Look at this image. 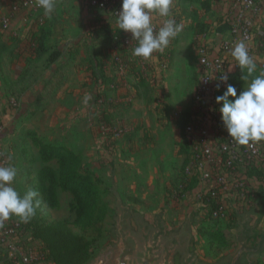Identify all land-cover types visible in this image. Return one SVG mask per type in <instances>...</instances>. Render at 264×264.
<instances>
[{
    "label": "rangeland",
    "instance_id": "rangeland-1",
    "mask_svg": "<svg viewBox=\"0 0 264 264\" xmlns=\"http://www.w3.org/2000/svg\"><path fill=\"white\" fill-rule=\"evenodd\" d=\"M53 13L63 16L51 19L57 32L82 25L84 31L98 27L111 39L115 33L124 34L86 0H56ZM76 15L81 20L75 19ZM40 17L31 19L24 30L16 23L13 33L0 29V124L7 135L3 142L7 156H13L9 163L18 172L12 186L20 195L35 190L38 196L34 204L40 202L36 214L24 222L31 241L54 264H88L116 247L119 199L131 212L133 234H138L139 221L153 231L160 217L170 234L178 233L183 222L191 219V251L199 262L221 260L235 247L237 226L227 223V211L212 217L208 210L198 208L200 196L190 194L199 183L189 171L191 149L184 139L197 83L191 26L179 33L183 41L167 83L166 99L179 106L180 112L160 113L157 107L146 114L129 110L127 114L107 115L97 107L79 114L65 113L63 108L45 113V44L34 50V55L21 51L29 48L24 44L30 39H37L45 24V16ZM5 38L14 45L4 47ZM248 82L240 83L239 94ZM135 89L140 100L144 97L149 102L157 87L153 81L141 80ZM102 119H114L115 124L126 127L124 132L115 133L121 137L112 146L105 144ZM47 148L55 149L52 158L45 159L43 150ZM261 256L253 259L258 262ZM174 263L179 264L178 255Z\"/></svg>",
    "mask_w": 264,
    "mask_h": 264
},
{
    "label": "built area",
    "instance_id": "built-area-1",
    "mask_svg": "<svg viewBox=\"0 0 264 264\" xmlns=\"http://www.w3.org/2000/svg\"><path fill=\"white\" fill-rule=\"evenodd\" d=\"M86 2L90 7L104 12L107 18L105 21L116 26L121 0H86ZM238 4L239 13L231 21L229 28L231 38L219 41L216 46L217 52L214 54L209 53V48L203 43L197 47L198 82L192 97L191 121L184 128V139L191 149L192 160L189 171L199 179L202 208L208 210L212 217L221 216L232 203L246 199L245 174L258 162L264 163V141L250 142L243 146L237 145L229 138L218 111L220 105L215 102L217 84L223 86L226 83L220 78L223 75L228 77L229 73L234 71L230 69V66L235 63L231 60L230 50L236 43L243 41L256 65L264 68V62L258 61L259 54L252 46L253 33L251 30L255 25V16L258 12L257 0H239ZM39 10L36 0H11L8 11L0 12V29L5 33H13L16 30L13 23L15 17L30 16L40 20ZM152 15L154 31H158L163 26L164 20L168 18L180 24L173 12V7L170 10V17H160L155 13ZM112 41L115 44V50L125 49L132 56L136 41L132 40L130 33L124 32L122 36L115 33ZM134 58L138 60L140 74L150 79L153 71L149 59ZM161 64L163 68L166 67L165 59H161ZM233 67L235 69L234 65L231 66ZM103 68L114 80L110 85L112 88L128 87V59L123 58L121 54H115L110 67L104 66ZM155 102L162 104V96L157 97ZM101 128L103 134L108 131L118 134L124 132L126 127L124 125L123 127L121 125L115 127L101 125ZM2 131L0 124V166H8V156L1 142ZM0 264L54 263L34 245L23 228L22 221L18 217L10 216L0 226Z\"/></svg>",
    "mask_w": 264,
    "mask_h": 264
},
{
    "label": "crops",
    "instance_id": "crops-1",
    "mask_svg": "<svg viewBox=\"0 0 264 264\" xmlns=\"http://www.w3.org/2000/svg\"><path fill=\"white\" fill-rule=\"evenodd\" d=\"M10 1L0 0V12L8 11ZM238 2L239 0H173V12L177 16H180V24L183 25L182 31H188L191 28L190 32L193 35L191 41L194 40L193 44L196 46L197 54V81L199 75L197 47L203 43L209 48V53L214 54L217 52L216 46H218L219 41L231 38L229 28L231 21L239 13ZM257 4L258 12L255 16V24L258 30L264 32V0H257ZM76 16L75 19L81 20L79 15ZM102 17L107 19L106 15ZM52 18L61 19L63 16L60 13H53L51 18L45 16V113L54 112L56 108H63L65 113L73 114L85 113L90 109L93 111L96 108L92 103L96 87L93 75H97L100 71L99 68L109 81L108 87L110 90H107L106 95L111 104L106 111L110 115L127 114L129 110L146 114L154 112L157 107H159L160 113L171 114L170 112H180L179 106L175 105V103H169L166 99L168 77L173 75L171 74V65L174 62L176 50H178L177 48L179 45L181 46V41H183L180 34L172 40L169 48L165 49L163 53H153L152 57L148 60L153 71V76L150 79H146L140 74L138 60L130 56L125 49L120 52L116 51L115 44L111 38H108V34L106 35L105 32L103 34L100 31L99 33L102 36H95V31L93 32L94 28L90 27L89 30L87 29L88 31H84V26L82 25H79L80 29L78 26L77 28L69 26L57 32L55 26L51 24ZM193 18H198L197 21L200 22L198 25L199 29L196 31L193 28ZM31 19L34 20L30 16L15 17L13 23H16L19 28L22 27V30H24L26 25H30ZM23 33L25 32L23 31ZM4 40L3 42H6L3 44L4 47L8 45L12 46L13 42L9 38H5ZM24 47H26V43ZM27 49L23 48L22 51H27ZM115 54H121L123 58L128 59V87L110 88L114 80L103 67H110ZM258 58V61L264 62V52L259 54ZM161 59H165L166 61L165 68L162 67ZM184 62L185 59L183 58ZM181 64L182 62H180ZM232 69L234 70V67ZM262 71H264V68L259 67L257 64L255 74L258 75ZM141 80L153 81L155 83L157 89L152 94V101L149 100L147 102L144 97V101L140 100L135 87ZM85 95L91 96L87 105L83 102ZM161 96L163 103H154L157 97ZM135 100L140 104L135 102ZM168 109L172 111L168 112ZM112 121L114 122V119ZM6 136L4 131L1 134L2 144L5 142ZM3 146L5 147L4 144ZM245 175L247 180L246 199L234 202L226 209L228 212L226 221L230 225L238 226L237 223L240 216L248 214L249 225H254L255 230L262 231L264 230V163L258 162L247 170ZM200 189V185H196L190 193L191 197L199 195ZM201 204L202 202L199 200L197 207L202 208ZM263 253L264 249L261 253L252 255L251 259L255 261L253 256L262 255ZM255 262L258 264L257 261Z\"/></svg>",
    "mask_w": 264,
    "mask_h": 264
},
{
    "label": "clouds",
    "instance_id": "clouds-1",
    "mask_svg": "<svg viewBox=\"0 0 264 264\" xmlns=\"http://www.w3.org/2000/svg\"><path fill=\"white\" fill-rule=\"evenodd\" d=\"M173 0H121V9L116 18L119 30L131 34L136 46L132 49V56L150 59L153 53H163L177 35L183 30V25L176 23L172 18L165 19L163 26L154 31L152 14L160 17H170ZM36 6L42 8L44 15L51 18L56 9V0H36ZM230 55L238 67L241 79L247 83L244 90L237 95V89L229 84L222 95L216 97V104L220 105L218 111L221 121L229 138L237 145H248L250 142L264 141V71L256 75L257 65L248 54L247 46L243 41L238 42L230 50ZM231 65V66H233ZM230 66V69H231ZM222 82L228 77L223 75ZM217 90L220 85L217 84ZM230 97L234 99H229ZM91 99L85 95L84 104ZM12 154L8 160L12 161ZM17 168L9 163L0 166V226L10 216L18 217L23 222H28L39 206L35 190L29 189L23 195L12 186L17 177Z\"/></svg>",
    "mask_w": 264,
    "mask_h": 264
},
{
    "label": "water",
    "instance_id": "water-1",
    "mask_svg": "<svg viewBox=\"0 0 264 264\" xmlns=\"http://www.w3.org/2000/svg\"><path fill=\"white\" fill-rule=\"evenodd\" d=\"M116 206V247L100 253L88 264H175L174 258L177 255L179 264H257L251 256L264 249V230L257 231L254 225L250 226L248 214H245L240 216L237 223L233 250L218 262L202 263L191 251V219L183 222L178 233L170 234H167L160 217L156 218L153 231L146 230L145 225L139 221L138 234L135 235L131 229L129 208L119 199Z\"/></svg>",
    "mask_w": 264,
    "mask_h": 264
},
{
    "label": "trees",
    "instance_id": "trees-1",
    "mask_svg": "<svg viewBox=\"0 0 264 264\" xmlns=\"http://www.w3.org/2000/svg\"><path fill=\"white\" fill-rule=\"evenodd\" d=\"M42 12H43V9L40 8L39 15L43 17L45 15H43L44 13H42ZM176 17H177V20L180 19V16H177L176 15ZM193 19L196 20L195 21V25H193L194 31H196V30L199 29V26L198 25L200 24V22L197 21L198 18H193ZM39 30L40 31H39V33L37 35V39H30L31 41H29L28 42V45H26V47H29V49L25 48V49H27V53L28 54L34 55V50L42 49L43 46H44V44H45L44 43V39H45V33H44L45 24H43L40 27ZM94 31H95V36H99V34H101V33H99L100 31L103 34H105L104 33V30H100L98 27H94L93 32ZM251 31L253 33V38H252V41H253V44H252L253 49L255 50L256 53L261 54V53L264 52V32L261 31V30H258L256 24L253 25V28H252ZM203 32H201V33H203ZM22 49H23V47L21 48V51H22ZM231 60L233 61V59H231ZM99 70L100 71L97 73V75L96 74L93 75L94 82H95L96 87H95L94 96L92 98V103H93V105H95L96 108L98 107L99 110H101L102 114L105 113V114L109 115L110 113H108V111H106V110L109 109L110 104H111V101L108 99V97L106 95L107 94L106 92H107V89H108V85H109L108 84L109 81H108V78L106 76H104V74H103V72L101 71L100 68H99ZM241 73H242L241 70L238 67L235 66L234 71L231 72V73H229L228 79H227L225 85L220 86L219 87V90H217V88H216V97L218 95H222L223 92L226 91V88H227V86L229 84L234 85L235 88L238 90L240 83L243 81L241 79V76H242ZM237 95H238V91H237ZM230 98L231 99H234L232 97H230ZM99 99H101V100H99ZM190 121H191V119H190ZM100 124L103 125V126H105V127H114V126H117L118 125V124H115L112 121V119H110V120L108 119V121H106L105 119H102V121L100 122ZM3 133H4V131H2L1 134H3ZM104 135L106 137L105 144L108 145V146H112L113 144H115L116 141H117V139L119 137H121V135L116 136V134L114 132H112V131H108V132L104 133ZM54 150L55 149H53V148H47V150H43V153L45 154V152H46V154H47V155L46 154L44 155L45 156V159L52 158L53 155H54V154H52V153H54L53 152ZM79 195L80 194L77 192V196H79ZM22 223H23V228L27 231V227H26L25 223L23 221H22ZM260 258L261 259L258 261V263L259 264H264V253L262 254V256Z\"/></svg>",
    "mask_w": 264,
    "mask_h": 264
}]
</instances>
